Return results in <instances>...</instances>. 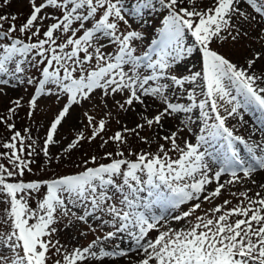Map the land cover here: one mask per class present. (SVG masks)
<instances>
[{"label": "snow or ice", "instance_id": "obj_1", "mask_svg": "<svg viewBox=\"0 0 264 264\" xmlns=\"http://www.w3.org/2000/svg\"><path fill=\"white\" fill-rule=\"evenodd\" d=\"M28 6L19 26L16 15H0V93L7 95L5 87L35 85L27 101L29 118L41 98L55 97L62 106L39 151L31 129L17 130L12 122L23 97L0 115V124L11 132L0 143V203L7 204L0 220V264H104L108 257L126 258L127 264H264V183L255 179L264 171V142H249L228 125L229 118L243 121L240 110L250 104L264 110V46L252 49L243 63L213 47L249 37L246 26L264 25V0H137L131 10L125 0H28ZM157 7L162 26L137 54L148 29L133 24L146 23L144 10ZM256 39L264 45V27ZM190 57L200 63L199 70L178 73ZM33 68L41 78L30 73ZM177 93L190 103L174 102ZM94 98L103 116L97 119L85 111L86 124L81 123L89 134L77 130L61 153L71 154L98 138L101 148L112 143L116 149L104 152V162L95 155L85 159L77 174L25 180L33 157L42 153L52 162L51 148L61 145L59 130L74 107ZM147 100L161 107L149 114ZM137 104L141 119L134 127L113 114V108L135 112ZM194 109L202 121L200 134L195 143L185 139L181 146L180 133L192 132ZM178 114H186L183 127L163 134L166 121ZM112 119L120 128L104 138ZM145 129L165 143H157L154 152H133L132 137L153 143L141 135ZM218 140L224 142V152L221 166L214 168L208 148ZM238 145L250 160L241 158ZM245 182L261 190L232 191L237 203L231 207L230 199L215 203L230 187ZM157 205L163 209L160 215L152 212ZM178 209V214H164ZM68 217L69 224L83 222L93 234L90 220L110 230L69 250L54 239L58 224ZM173 222L186 226L174 227ZM152 232L157 234L152 237ZM124 233L134 246L106 248V241Z\"/></svg>", "mask_w": 264, "mask_h": 264}, {"label": "rangeland", "instance_id": "obj_2", "mask_svg": "<svg viewBox=\"0 0 264 264\" xmlns=\"http://www.w3.org/2000/svg\"><path fill=\"white\" fill-rule=\"evenodd\" d=\"M204 3H207V0H203ZM11 7H7V14L11 12V9H15V11L19 14L18 17H23L28 14L29 12V6H28V0H10ZM126 6L131 10L134 8L137 4V0H125ZM14 11V10H13ZM145 20L147 21L144 24H140L139 21L137 23L133 24V27L137 28V30H144L148 29L147 32H145V40L143 43L138 42L137 43V49L138 53L142 52L143 50H146V46L148 43H150V40L153 38H156L158 33L156 32V29L162 26V16L159 15L160 9L157 7L156 10H144ZM264 27V25H257L253 29L252 26H246V30L249 31L250 35L247 38H242L237 43H233L230 39L227 42L220 43L217 42L213 45V47L217 48L219 51L224 53L225 55L229 56V58L233 59L234 61H239L240 63H243L244 58L246 56L251 55L252 49H260L262 46L261 42L256 39L257 35L260 32V29ZM200 63L193 59L188 58L187 64L181 63L177 67L178 73H184L188 74L190 71L199 70ZM30 73L35 75L37 79L41 78L39 73L35 68L30 69ZM35 85H18L16 88L11 87H5L4 91L7 93V95H4L0 93V109L4 108L6 109L8 105H11V101L15 100L17 98L23 97L22 100V107L19 109L21 113L26 117L24 118V121H28V128L31 129V132L34 134V136L37 139V146L38 148L42 146V140L46 134L47 128L49 126V122L54 116L57 114L59 108L62 106L61 103H57L55 97L51 98H41L39 100V106L36 110L34 117L29 118L27 113L29 111L27 101L29 100L30 96L34 92ZM178 97V100H177ZM198 98H201L198 96ZM240 98V97H238ZM117 99H120L119 96H117ZM242 99V98H241ZM174 102H182V103H190L188 97L186 95L180 96L179 93H177L176 97H173ZM150 107L148 109L149 114H154L155 111L161 107L159 102L153 101V100H147L146 101ZM111 104L112 101H109ZM101 107L99 105L98 99L94 98L91 102H85L83 107H74L72 110L71 116L63 123V126L59 130V136L57 139H60L62 141L60 146H53L51 148V153L53 155V160L51 163H46L44 166V169H42L43 176H47L53 173H68L70 172L69 169L63 168L62 165L64 161L68 158H74L75 155L79 154L77 150H74L71 152V154L68 153H61V148L65 146L71 138L74 137L77 130H84L85 134H89L88 129L82 128V123L86 124V120L83 117V113L85 111H89L93 115L99 119L101 116H103V111L101 110ZM114 116L119 117L122 123L127 124L128 127H134L137 122H140V116L138 115L139 112L142 111L140 105H136V111L135 112H128V113H117L116 109H112ZM241 113L243 114L244 120L240 121L239 117L229 118L228 125L230 127H233L236 131V134L244 136L246 139L249 140V142L255 141L256 143L264 142V110L259 109L255 104H250L247 106L246 109H241ZM199 116V109H194L192 114V119L195 121V123H192L190 127H192V132H188L186 129L184 132L180 133V140L178 143L183 146V141L185 139L190 140L191 142L195 143V136L199 135V129L202 127V121L197 119ZM182 120H186V114H178L176 117L169 119L165 123V133L167 134L168 131H174L177 128L183 127L181 124ZM249 121H251L253 127L255 128V135L250 138L248 132H246V126L250 127ZM120 128V124L116 122V119H112L108 124V130L103 134L104 138H106V133L109 132L110 134L114 133L116 130ZM141 135L148 136L150 138H153V143L151 145H145L138 141L136 138L132 137L129 139V141L133 142V145L131 147L132 151H155L157 143H165L163 140H156L155 139V131L154 130H148L145 129L141 132ZM101 143V140L98 138L95 142L91 143V152L90 154L98 155L100 157L103 155L105 151H107L110 148V145H107L104 148H101L99 145ZM224 142L222 140H218L215 142H212L211 147L208 148L209 152L213 153L212 157H209L212 166L214 168H219L221 166V159L224 148L221 147ZM170 148V144L166 145ZM207 147V146H206ZM240 149V156L244 160H250L249 154L244 149L243 145H238ZM101 151V152H95ZM42 157L44 155L40 153ZM57 155H60L62 158L57 160L55 157ZM173 157L175 158L176 153H171ZM46 160L47 158L44 157ZM42 167V166H41ZM41 167L37 168L36 170L40 171ZM85 167L84 164H80L77 169H83ZM80 170V171H81ZM77 174V173H76ZM223 179H228V175L225 174ZM255 179L258 183H264V171L259 172L258 175L255 176ZM251 189L252 192L260 191L261 189L258 188L257 185H253L250 182H245L243 184H238L230 187L227 191H225L222 195V197L218 198L215 203H222L224 199H230L232 200V205H235L237 203V197H233L231 195L232 191H236L239 193L240 191H243L245 189ZM251 194V193H250ZM142 195H146V193H142ZM5 203H0V208H3L0 210V220L4 218V207ZM185 206H182L184 208ZM210 205L205 204L204 208H208ZM74 211H77V214H82V211L79 209H73ZM180 210H176L175 212L170 213H164L166 216L169 214H178ZM152 212L156 215H160L163 212V209L157 205L152 209ZM199 214V212L197 213ZM107 218V217H105ZM72 219L71 217L64 218L60 221L58 224V232L54 235V239H57L61 242V244L65 245L69 250H72L74 247L77 246H86L88 243L91 242L95 238V236H103L106 234L110 228L108 226H104L103 230H101L100 222L96 220H90V224L92 227L96 228L95 234H93L91 231H89V225L84 224L83 222L76 221L73 219L72 224L68 223V220ZM174 227H181L186 226L183 222H180L179 224L176 222H173ZM81 232H86V236H81ZM157 233L152 232L151 236L154 237ZM106 248L108 250H119V249H128L129 246H134V242L128 237L126 233L124 234H117L116 237L111 238L110 240L106 241ZM59 258V257H57ZM53 259H56V257H53ZM110 259H113L111 257L105 258L104 264H106L107 261ZM116 264H127L126 258H119L116 259ZM106 261V262H105Z\"/></svg>", "mask_w": 264, "mask_h": 264}, {"label": "trees", "instance_id": "obj_3", "mask_svg": "<svg viewBox=\"0 0 264 264\" xmlns=\"http://www.w3.org/2000/svg\"><path fill=\"white\" fill-rule=\"evenodd\" d=\"M11 7V4H3L2 0H0V15H19L15 9H11V12L9 14H7V10L6 8ZM10 9V8H9ZM14 10V11H13ZM26 16V15H25ZM23 17H18V19L15 21V23L19 26V24H21L24 21ZM11 23V21L9 20L8 22L5 23L4 27L5 29L7 28L8 24ZM17 35H19V33H17ZM12 105H8V107L6 109L1 108L0 109V115H6L7 114V109L9 107H11ZM25 117L23 115V113H21L19 110L17 112V114L13 117L12 122H14L16 124L17 130H21L23 131L24 128H28V121H24ZM26 118V117H25ZM32 133V132H31ZM11 135V132L2 124H0V143L4 142L5 140H7ZM106 138L107 136L111 135L109 132H107L106 134ZM33 138L36 139V137L34 136V134L32 133ZM110 148L107 151H114L116 149V145L109 143ZM129 145L130 147H132L133 142L129 141ZM91 144H89L88 142H84L83 145L79 148V150L77 152H79V154L75 155L74 158H68L66 159V161H64L62 167L69 169L70 172L68 173H53L47 176H43L44 174H42V169H44L45 164L47 163V160L41 156V154L39 153L38 155H36L35 157H33L34 159V163L31 164L30 166L32 167V172L31 173H26L24 179L25 180H48V179H53L56 178L58 176H62V175H72V174H76L78 173L81 169H77V167H79L80 164H84L83 161L85 159H88L89 157L93 156L94 154H90L91 150ZM2 150V149H0ZM39 151V148H38ZM95 152H101V151H96ZM136 152V151H133ZM104 153V152H103ZM127 154V153H126ZM98 157V155H95ZM134 158V157H133ZM100 162H104V158L103 155H101L100 157H98ZM42 166V167H41ZM91 166V165H89ZM41 167L40 171L36 170L37 168ZM39 197H36V199H38ZM36 199H34L33 201H31V204L33 207H35L36 204ZM4 207V216L6 215L5 209L7 208V204L5 203ZM1 213L3 212V208H0ZM54 257H59L58 255L54 256Z\"/></svg>", "mask_w": 264, "mask_h": 264}, {"label": "bare ground", "instance_id": "obj_4", "mask_svg": "<svg viewBox=\"0 0 264 264\" xmlns=\"http://www.w3.org/2000/svg\"><path fill=\"white\" fill-rule=\"evenodd\" d=\"M252 122L251 121H249V125H250V127H248V126H246V132H248V134L247 135H249V137L250 138H252L254 135H255V133H257L256 131H255V128L253 127V125L251 124ZM117 258H115V259H110L109 261H105L106 262V264H116V260Z\"/></svg>", "mask_w": 264, "mask_h": 264}]
</instances>
